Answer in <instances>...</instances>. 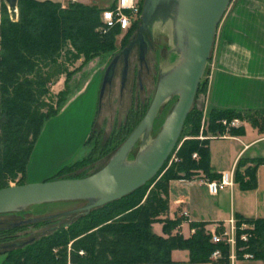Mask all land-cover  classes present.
Instances as JSON below:
<instances>
[{
  "label": "trees",
  "instance_id": "obj_1",
  "mask_svg": "<svg viewBox=\"0 0 264 264\" xmlns=\"http://www.w3.org/2000/svg\"><path fill=\"white\" fill-rule=\"evenodd\" d=\"M16 6L18 19L12 22L5 6L0 4V189L7 188L9 182L16 181L17 186L24 184L28 159L44 124L59 113L66 101L64 93L59 96L56 109L46 105L42 97L47 94V85L64 74L66 81L69 80L71 73H66V65L80 59L85 64L93 58L111 56L121 33L119 28L105 34L98 31L102 10L95 5L72 2L61 7L49 1L17 0ZM138 23L126 32V38L135 32ZM44 108L48 109L46 113L42 112ZM241 116L215 109L203 115L193 108L177 143L176 162L166 168L169 158L159 172L160 177L156 175L122 199L76 216L60 230L51 229L36 238L13 242V235L25 226L0 225L3 264H173L170 256L176 250L187 251L190 264L212 263V254L219 251L222 258L217 264H228L229 248L212 244L204 224H191L194 232L184 239L178 233L173 234L178 230L179 220H162L161 217L168 211L171 181L188 179L196 171L211 175L207 141L196 139L202 121V135L216 136L224 132L220 125L222 119L231 121ZM139 122L130 112L128 132ZM125 139L126 134L114 132L107 142L109 152ZM194 154L197 160L192 157ZM82 162L75 159L52 180L70 178L68 175ZM211 179L214 176L209 181ZM236 220L253 226L246 243L239 239L243 232H237V249L245 248L244 253L251 254L252 260H264V220ZM155 223L162 224L166 238L153 233ZM33 227H44V222ZM241 257L238 253L237 259Z\"/></svg>",
  "mask_w": 264,
  "mask_h": 264
},
{
  "label": "crops",
  "instance_id": "obj_2",
  "mask_svg": "<svg viewBox=\"0 0 264 264\" xmlns=\"http://www.w3.org/2000/svg\"><path fill=\"white\" fill-rule=\"evenodd\" d=\"M34 1H49L61 7L73 2ZM0 4L8 14L5 0H0ZM205 72L206 89L198 110L203 115L215 109L242 116L237 129L224 130L216 136L200 134L202 141H207L210 177L196 171L188 179L169 183L168 211L161 219L179 220L173 234L184 239L194 232L191 224H204L208 233L217 226H225L231 218L264 220V164H257L264 161V0L232 1L216 28ZM101 79L98 71L93 73L81 91L71 95L59 113L44 124L28 159L24 184L50 181L78 157L97 123ZM252 169L253 173L247 172ZM230 171L234 173L233 186L210 195L204 182ZM152 231L166 238L162 224L152 225ZM170 257L173 264H190L187 251H173ZM208 264L217 262L212 260Z\"/></svg>",
  "mask_w": 264,
  "mask_h": 264
},
{
  "label": "rangeland",
  "instance_id": "obj_3",
  "mask_svg": "<svg viewBox=\"0 0 264 264\" xmlns=\"http://www.w3.org/2000/svg\"><path fill=\"white\" fill-rule=\"evenodd\" d=\"M148 1L149 0H142V14L148 9L150 4H152L150 2L148 3ZM232 1L233 0H228L220 20H222L226 14ZM82 2L93 4L98 9L104 10L111 6L112 0H81V3ZM170 2L177 11V0H170ZM145 3L147 4L146 10L144 9ZM163 18L164 17L162 16L160 18H156L150 27L147 25L146 30L142 33V55L140 53L141 46L139 43H135L129 51L126 57L127 67L124 82L123 72L125 71V59L123 56H119L116 61L111 81L105 85L101 96L102 100L99 101L97 123L92 130L87 145L80 151L78 157L76 158L82 160L83 162L75 171L68 175L70 178L67 179L86 178L109 167L119 148L134 130H130V132L127 130V121L130 112H132V117H137L140 121L144 117L157 89L161 76V70L163 67H166L167 65L169 66L175 59V56L172 53L174 37L171 32L172 27L170 20L168 18ZM141 23L142 21L140 19L135 32L128 38L125 36L126 33L122 32L117 36L116 49L111 56L105 58H93L85 64L82 63V59H80L72 65H66V73H71L69 80L66 81V75L64 74L59 76L55 81H52V83L48 84L46 87L47 94L42 97V101L46 105L56 109L57 101L60 95L66 93V100L71 95L72 97L75 96L90 80L93 73L98 71L103 79L106 69L112 63L114 58L118 56L130 42L137 38ZM211 55L212 49L203 73L204 77L202 76L201 78L191 110H193V108L198 109V102L205 93V71L209 68ZM203 84H205V86H203ZM100 87L101 84L99 86L98 95ZM203 89L204 92L201 93ZM198 92L200 93L198 94ZM177 99L178 96L166 99L158 109L156 118L147 133L149 142H154L156 140L157 136L161 132L164 122L171 114ZM47 110L48 109L44 108L42 109V112L46 113ZM202 123L200 129L201 135L204 129V126L202 128ZM114 132L117 134H126V139L116 146L114 150L109 152L111 148L107 146V142ZM200 134L196 139L202 141V139H200ZM141 146L142 137L132 146L129 153L125 157V161L133 162L138 156ZM178 147L179 145L175 147L171 153L169 157L170 160L166 168H168L172 162H176L175 155ZM161 175L162 173H160L158 177ZM15 182L16 181L9 182L8 187L17 186ZM87 204V200L60 201L33 205L23 208L20 211L4 212L0 214V225L5 227L12 225L14 227L22 221H31L28 224L21 225L25 226V229L21 232H16L13 235L12 241L20 242L28 240L32 237L36 238L51 229L60 230L64 225L68 226L72 223L76 216L84 213L80 210H82ZM39 222H44V227H33V225ZM3 261L4 256L0 255V264H3ZM235 264H264V260L237 259Z\"/></svg>",
  "mask_w": 264,
  "mask_h": 264
},
{
  "label": "water",
  "instance_id": "obj_4",
  "mask_svg": "<svg viewBox=\"0 0 264 264\" xmlns=\"http://www.w3.org/2000/svg\"><path fill=\"white\" fill-rule=\"evenodd\" d=\"M149 2L152 4L148 9L145 3L144 9L147 10L143 14L141 11L142 23L137 38L130 42L106 69L100 87V98L105 85L111 81L119 56L125 59L124 79L127 67L126 57L135 43L141 46L142 55V33L146 30L159 0H149ZM227 2L228 0H177V21L186 24L189 41L188 64L165 77L160 76L157 89L144 117L119 148L109 167L82 179L50 180L0 189V214L20 211L33 205L75 200H87L88 204L80 211L88 212L122 199L155 178L179 141L209 60L216 28ZM16 3L17 0H5L12 21L17 18ZM176 84L181 87L178 99L164 122L161 132L146 153L138 154L134 166H126L127 164L123 163L126 155L136 141L148 133L158 109ZM30 222L23 221L16 226Z\"/></svg>",
  "mask_w": 264,
  "mask_h": 264
},
{
  "label": "built area",
  "instance_id": "obj_5",
  "mask_svg": "<svg viewBox=\"0 0 264 264\" xmlns=\"http://www.w3.org/2000/svg\"><path fill=\"white\" fill-rule=\"evenodd\" d=\"M80 0H73V2H78ZM17 11V10H16ZM142 11V0H112L111 6L107 9L101 11L100 21L101 26L98 31L101 34L119 28L122 33L128 32L132 26L140 20ZM9 14V10H8ZM10 15V14H9ZM10 18V16H9ZM17 19V18H16ZM203 122V121H202ZM220 125L224 128L226 132L237 129L240 126L238 119H233L227 121L222 119ZM203 128V123H202ZM202 139V137L200 138ZM195 155H193V158ZM234 183V173L233 171L223 173L217 180H206L204 185L210 195L214 196L220 191L230 188ZM221 230L220 232H218ZM253 230L251 224L245 222H237V220L231 218L227 221L225 226H217L215 230L208 232L210 237V242L212 244H223L229 248L228 254V264H235L237 260V254H242V259L252 260L253 256L251 254H245V248L237 249V232H243L239 239L241 242L246 243L250 238L249 233ZM246 232V233H244ZM249 232V233H248ZM81 254V253H80ZM222 258L219 251L212 254L211 259L218 261Z\"/></svg>",
  "mask_w": 264,
  "mask_h": 264
},
{
  "label": "bare ground",
  "instance_id": "obj_6",
  "mask_svg": "<svg viewBox=\"0 0 264 264\" xmlns=\"http://www.w3.org/2000/svg\"><path fill=\"white\" fill-rule=\"evenodd\" d=\"M168 18L170 20L171 24V32L172 36L174 37V44H173V50L172 53L175 56L174 61L168 66L163 67L161 70V76L165 77L170 73H173L180 68H183L188 64V47H189V41L187 40V31H186V24L179 23L177 21V15H176V8L171 5L170 0H159V3L157 5V8L151 17V21L148 24L149 27L153 23L156 18L160 17ZM180 85L176 84L173 86V88L170 90L169 95L167 99H171L174 96L179 95ZM152 142L148 141L147 134L142 136V146L139 151V155H143L146 153L150 146L152 145ZM123 163L127 164L126 166H134L135 160L133 162H126Z\"/></svg>",
  "mask_w": 264,
  "mask_h": 264
}]
</instances>
